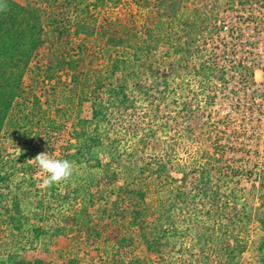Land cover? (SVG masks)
<instances>
[{
	"label": "rangeland",
	"instance_id": "obj_1",
	"mask_svg": "<svg viewBox=\"0 0 264 264\" xmlns=\"http://www.w3.org/2000/svg\"><path fill=\"white\" fill-rule=\"evenodd\" d=\"M14 1L37 9L44 43L27 68L22 94L0 134V264H116L132 259L148 264H264V120L228 111L221 103L227 96L215 107L205 104L210 94L198 74L203 65L216 72H240L241 63L249 61L264 71V0L249 8H234L230 0L207 1L208 26L215 31L209 26L198 34L183 61L172 45L182 34L181 15L201 7L203 0H184L179 20L159 25L158 31L152 26L155 11L145 6L146 0ZM77 22L85 23L92 35H75ZM223 26L228 30L220 31ZM150 30L152 42L146 34ZM132 34L157 47L142 50L135 61L130 51L108 42ZM70 60L78 62L80 75L61 67ZM174 60L181 62V76L169 72ZM116 61L123 62L117 71ZM255 74L257 81L264 79L261 71ZM124 75L127 106L110 110L100 128L102 146L87 161L77 162L73 156L80 122L93 120L95 109L102 111L110 100L107 85L120 87ZM41 153L69 160L72 175L46 186V173L32 160ZM159 164L169 172L165 182L141 175L143 167ZM202 168L210 171L218 194L213 208L196 196L194 178ZM126 189L139 191L132 201L153 211L148 234L169 241L171 253L162 259L144 252L135 229L124 222L109 226L99 218L111 214V203L123 213L131 209ZM181 198L191 207L182 208ZM171 202L177 209L170 222L164 209ZM15 223L23 224L20 230ZM230 233L243 247L240 253L231 255L220 246L222 240L231 243ZM115 235L132 241L119 247ZM232 256L237 258L231 261Z\"/></svg>",
	"mask_w": 264,
	"mask_h": 264
},
{
	"label": "trees",
	"instance_id": "obj_2",
	"mask_svg": "<svg viewBox=\"0 0 264 264\" xmlns=\"http://www.w3.org/2000/svg\"><path fill=\"white\" fill-rule=\"evenodd\" d=\"M207 1L209 0H203L201 7L188 8L187 13L184 15H181L183 13L182 4L184 0L145 1V6L148 9H151L152 12L155 11V21L152 20V26L157 31L159 25H164V23L179 20V18H177L179 15L183 17V20H181L180 23L182 34H180L179 41L175 40V42L172 44L176 45L173 54L176 56H181L182 61L187 59V56L192 53L195 37L198 34H202L206 29L209 28V26L210 30L212 29L215 31V27H212V25L208 26L210 19L206 7L210 1L208 4ZM229 2L232 3L234 8H249L256 6L259 0H230ZM191 10H193L192 13ZM219 30L221 31V29ZM146 32H149L146 33L148 34L149 39L152 38V31L150 30ZM92 33L93 32L89 30L85 23L77 22L76 25H74V34L77 36L80 34L90 36ZM150 41L152 42L153 39H150L149 42ZM108 42L115 47H121L126 51H130L135 61L140 60V54L142 50L157 47V43L150 45L147 44L148 41H139L137 34H132L129 37L122 39L112 38ZM220 42L222 43V40H220ZM43 43L44 22L37 9L28 5H20L14 0H0V134L5 126L7 118L9 117V113L15 100L18 99L22 94L23 78L27 68L38 50L43 46ZM213 55H215V53H213ZM77 63L78 62L76 60H70L68 62L62 61L60 64L61 67L69 68L71 71H73L74 76L76 77L77 75H80ZM118 63L123 62L116 61V71L119 70ZM240 68L242 70L240 71V75L242 74L248 77H252L254 72L259 69L258 67L256 68L255 65L250 67H242L241 65ZM201 69L198 71V74L203 79L202 82L204 83L202 85H204L205 89L210 92V95H208L206 98L205 104H207V101L208 103H212L214 94L212 85H210V83L220 78L223 80L222 72H216L214 71L215 67H208L206 65H203V68ZM112 72L113 73L110 74V77L115 73L114 71ZM169 72L173 76H181L183 74L181 62L174 60L169 66ZM121 80L122 85L120 87H116L112 84L107 85L106 91L108 92L107 94L109 95L108 98H110V100L109 103L105 104V107L102 109V111L95 109L93 112V120L80 122V133L77 135L76 139V154L73 156L77 162H81L82 160L87 161V157L89 158L90 153L94 149L102 146L100 128L103 121H105V119H107V117L110 115V110L114 107L125 106L128 104L127 95L125 93L127 90L126 76L124 75ZM211 92L213 95H211ZM100 165L101 164L97 161L95 166L99 167ZM140 173L142 176L148 174L149 181L158 182H165V179H168L169 176V172L166 170V167L163 164L156 165L155 167L145 166L142 168ZM198 173L199 175L197 178H194L195 182L197 183L195 190L197 192L196 196L203 199L205 203H208L210 208H213L217 202L218 194L215 189L212 188V183L210 182V171L207 170V168H202ZM108 176L110 177L111 182L115 179L113 173H111V175L108 174ZM123 193L125 196L127 195L132 206L131 209L123 213L121 207L119 208L117 204L111 203L110 210L111 214L113 215L108 213L109 215L106 217L99 218H105L109 226L117 223L120 225L124 222L126 226L135 229L139 241L144 248V252L148 253L149 255H153L159 259H162L164 255L168 253L170 254L172 247L169 246L170 243H168L169 241L165 239L164 235L148 234L147 220L149 216L152 215V209L150 214V209L148 207H143L144 203L142 204L140 200L138 202L134 200L132 201V196L137 194L140 197V192L126 189L123 191ZM180 200L181 201H178V203L185 205L182 208L191 207L185 199L181 198ZM171 203L172 204L168 208L164 207V213L170 217V222L172 221L171 214L177 209L176 202ZM106 212L107 211L104 210L102 215L106 214ZM117 216H119V218H117ZM22 225V223H20V225L18 223L14 224L16 230H20ZM225 231L226 230L223 229L221 233ZM201 239L203 240V245H208L205 237H201ZM230 239V244L227 245L225 244V241L222 240L220 241V246L223 249L225 248V250H229L231 255H234L235 251L240 253L243 247H241L237 237L232 235ZM113 240H115V243L119 247H123L125 244L132 241V237L120 236L119 238L118 235H115ZM232 244L235 247H230ZM201 250L204 251L205 249L202 248ZM236 258L237 256H232L231 261H234ZM12 264L30 263L26 261H19L13 262ZM116 264H148V261L144 259H132L127 262L119 261L116 262Z\"/></svg>",
	"mask_w": 264,
	"mask_h": 264
},
{
	"label": "built area",
	"instance_id": "obj_3",
	"mask_svg": "<svg viewBox=\"0 0 264 264\" xmlns=\"http://www.w3.org/2000/svg\"><path fill=\"white\" fill-rule=\"evenodd\" d=\"M219 29H224L225 31L228 30L227 26H223ZM251 46L252 45L248 44L246 45V48L250 49ZM238 65L236 67H238ZM241 65L243 67L244 63L242 62ZM250 66H252V64L249 61L248 63L246 62V65L244 67ZM237 69L240 68L238 67ZM256 71H261L264 74V71L260 69H257ZM256 71L254 72V75L252 77H248L242 74L240 75V72L230 74L222 72L223 80H221L220 78L210 83V85H212L214 94L213 102H210L209 104L210 107H215L218 102H220L221 96H227L229 100L226 103L222 101V107L225 106L228 111H242L248 113L249 115H251V118H253L255 115H257V117L262 116L260 117V121L262 122V119L264 120V79L262 81H257L255 74ZM213 94L211 92V95ZM261 158L264 165V156Z\"/></svg>",
	"mask_w": 264,
	"mask_h": 264
},
{
	"label": "clouds",
	"instance_id": "obj_4",
	"mask_svg": "<svg viewBox=\"0 0 264 264\" xmlns=\"http://www.w3.org/2000/svg\"><path fill=\"white\" fill-rule=\"evenodd\" d=\"M37 166L46 173L44 184L51 186L55 183L61 182L72 175L73 165L66 159H55L50 157L47 153H41L32 159Z\"/></svg>",
	"mask_w": 264,
	"mask_h": 264
}]
</instances>
